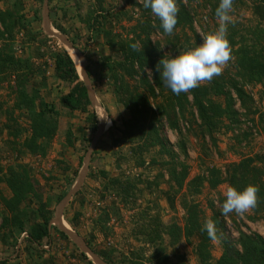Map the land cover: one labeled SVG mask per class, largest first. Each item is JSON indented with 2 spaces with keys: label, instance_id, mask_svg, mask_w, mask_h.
Here are the masks:
<instances>
[{
  "label": "trees",
  "instance_id": "trees-1",
  "mask_svg": "<svg viewBox=\"0 0 264 264\" xmlns=\"http://www.w3.org/2000/svg\"><path fill=\"white\" fill-rule=\"evenodd\" d=\"M36 1L41 4L44 2V0ZM54 1L49 0L50 20L53 27L67 36L74 47L84 55V51L80 48V36L71 37L68 30L56 18V13L51 7ZM59 1L77 3L79 0ZM121 1L125 2L124 5L128 9L113 11L106 8V0H94L95 9L89 11L82 19L87 28L88 43H99L103 40L102 47L107 46L111 52L109 56L102 57L97 63L89 58L87 71L93 83L106 80L118 105L127 114V118H121L120 137L114 139L112 143L113 147L118 149L115 152L117 159L125 161L126 153L122 149L129 146V159L135 168H146L149 165H160L164 168L169 177L167 182L170 184L168 200L174 206L176 198L182 196L181 203L186 213L184 223L180 225L175 222L165 224L157 204L156 207L139 211L135 215V237L144 246L154 248L155 251L149 259L150 264H185V258L175 253L177 256L175 262L167 252L169 248L175 252L176 247L182 241H186L193 247L198 264H264L263 236L245 232H240L238 239L227 236L223 220L226 215L220 210L213 214L212 222L216 227V236L214 239L210 238L207 232L202 231L205 224L203 222L204 212L194 199L202 194L205 187L217 190L219 186L228 184L229 187L243 190L248 185H255L259 188L258 202L257 206L251 209L252 215L249 219L253 222L264 220V168L258 166V161H264V155L257 158H242L239 163L228 165L227 177H223L221 169L212 167L208 168L206 173L188 181L190 167L186 163L188 159L187 139L180 132V123L189 122L194 126L197 124L195 120L197 115L200 124H197V130L193 131L194 136L202 139L209 137L212 146L216 148L217 141L214 136L220 131L224 120L229 122V126H233L239 124L242 115L246 118L257 115L258 110L253 107L254 97L245 92L244 86L249 84L256 87L264 86V0H252L250 9L255 19V27L243 29L239 27V24L228 25L227 40L230 45V59H234L235 76L231 77L229 71H226L225 74L214 76L212 80L206 81L205 85L180 95L173 94L156 72V65L165 54L161 44H153L151 37L156 31L167 36L166 44L176 54H180L182 50H189V40L186 39L182 45L179 36L175 35L174 40L171 41L172 34L163 33L157 18V26H153L151 17L154 16L150 9L143 7V0ZM187 1L192 3L196 0ZM203 1L210 7V15L214 18L220 0ZM239 3L247 5L244 0H233V8ZM176 4L179 9L178 23L173 34L178 29L184 31L189 28L195 35L196 46H198L201 38L193 27L194 20L189 7L184 4L183 0H176ZM18 5L16 3V6ZM136 9L140 11L141 17L137 20V24L123 28L124 32L121 34H115L113 25L133 22ZM61 10L64 11L62 8ZM67 16L66 11L63 19ZM33 21L42 22V15L39 11H35L32 21L27 20L18 11H0V81L4 82L8 78H14L16 81L12 87L15 95L14 106L5 111L8 121L4 128L0 129V133L6 131L10 141L9 148L17 154L24 157L46 158L58 134L59 119L62 113L55 105L47 103L37 88L28 89L31 78L38 74L39 69L35 68L30 58L17 59L14 50L16 35ZM29 40V43L35 42L36 36L30 35ZM45 40L39 43L45 45ZM132 45L136 46L135 49ZM52 58L54 78L71 87L68 93L61 96L60 108L66 110L65 114L68 118H72L76 113L86 114L90 122L89 128L96 132L98 130L97 117L89 112L92 103L73 59L65 49L54 53ZM233 93L237 99L233 98ZM189 97L192 98V102ZM216 98H224V103L217 101ZM237 102L240 103L243 114L235 109ZM2 104L0 103V109L4 106ZM16 111H20L19 117L28 119V127H23L18 123L17 118L14 117ZM263 120L264 114H261L260 122L263 123ZM165 122L171 130L181 135L178 143L180 153L176 152L164 137ZM226 128L230 129V127ZM66 138L68 145L73 147L74 136L70 126L66 130ZM83 141L87 147L91 143L90 139ZM149 155H151V160L147 166L146 160ZM181 156L184 158L182 162L180 161ZM28 166L16 164L5 168L0 163V184H5L11 192L10 198L2 197L1 200L4 210L0 213V237L3 242L8 243L12 239L15 243L18 237L27 234L28 238L24 242L42 254L34 264H48L51 259H43V256L44 254L49 255V252L43 247L45 241H51L52 231H57L63 239L69 240L64 233L51 226L55 215V209L52 208L53 201L58 205L67 193L60 195L56 200L52 197L45 199L40 183L30 173V166ZM166 174L161 171L154 183H148L150 190L152 186L157 189L160 181H164ZM99 175L107 181L104 190H110L111 194L116 195L119 203L126 210L135 211L137 209L139 195L142 191L139 189L141 180L109 177L106 171H100ZM184 189L186 194H183ZM221 201L223 203L224 199ZM116 210V214L120 217V209L116 207ZM105 217L100 220L102 229H105L104 223L109 220L107 215ZM165 238L168 243L165 242ZM195 240H197L196 243ZM214 241L219 242L222 247V255L217 260H214L212 256ZM86 243L89 247L92 246V243L87 240ZM96 253L106 263L118 264L113 260L111 251ZM82 257L88 260L84 254ZM136 258L133 259L134 261H128L122 257L119 264H143L142 255ZM87 262L92 264L89 260ZM0 264H7V261H1Z\"/></svg>",
  "mask_w": 264,
  "mask_h": 264
},
{
  "label": "rangeland",
  "instance_id": "rangeland-1",
  "mask_svg": "<svg viewBox=\"0 0 264 264\" xmlns=\"http://www.w3.org/2000/svg\"><path fill=\"white\" fill-rule=\"evenodd\" d=\"M106 1L105 6L107 9L113 11H118L122 8L128 9V7L124 5L125 2L123 3L121 0ZM244 1L247 5H240L239 3L229 13L230 22L228 25L239 24V27L243 29L256 26L252 10L250 9L253 1ZM44 2L41 4L36 0H0V11H18L20 15L25 16L29 21L34 19L35 11L41 13L42 22L33 21L27 28L22 29L16 35L14 45L15 57L23 60L30 58L35 68L37 70L39 69L37 71L38 74L31 78L28 89L31 90L32 87L37 88L40 91L41 97L47 103L53 104L57 109L61 110L62 116L59 119L60 128L46 158L32 156L24 157L17 154L9 148L10 141L6 131L0 133V163L5 168L16 164L29 165L30 173L33 174L41 185L44 198L52 197L53 200H56L57 197L64 193L68 195L73 186L77 183L79 174L83 169L84 160L98 130L94 132L89 128L90 122L87 120L86 114L76 113L72 118H68L65 114L66 110L60 108L59 100L61 96L68 93L71 87L54 78V60L52 55L59 50H66V47L57 38L50 37L44 31ZM139 2L141 3V1ZM183 2L189 7L192 13L194 20L193 27L196 34L201 38L202 43V37L212 34L217 30L218 20L216 17L213 18L210 15V7L206 5L203 0H196L192 3L183 0ZM16 3L19 5L16 6ZM51 7L54 10L53 12L56 13V18L60 21L62 26L68 30L71 37L76 35L80 36V48L85 53L84 56L87 59V67L89 65V58L94 63H97L100 62L102 57L109 56L111 52L108 47H102L103 40L99 43H88L87 41L88 32L82 19L89 11L95 9L94 0H79L77 3L74 1L65 3L64 1L55 0ZM113 7L116 8L113 9ZM61 8L64 9L63 12ZM48 9L50 13V5ZM66 11L68 16L66 19H63V14ZM135 13L133 22H123L121 25H113L115 34H121L124 32L123 28H129L137 24V20L141 19L140 11L136 9ZM151 23L153 26H157L155 16L151 17ZM52 28L56 30L53 25ZM56 31L62 34L58 30ZM28 33L36 36L35 42L29 43L30 35ZM175 35L179 36L182 45H184L187 39L189 40V49L196 47L197 41L194 37L195 35L189 28L184 31L178 29L175 34L170 36L171 41L174 40ZM166 37L167 36L156 31L152 35L151 41L153 44L160 43L164 54L175 55L176 53L173 52L172 48L170 46L168 47L166 44L168 41H165ZM43 39H47V41L45 40V45L39 43ZM181 52H183V50ZM226 71H229L231 77L235 76L234 59H229L223 66L221 74H225ZM148 72L150 73V71ZM80 79L82 81L81 76ZM90 80L95 92L96 105L92 106L89 112L96 115L98 129L99 126L102 125L103 133L94 149L83 186L79 192L70 199L64 210V222L82 239L91 242V249H94L96 252L111 251L113 253V260L118 264L122 257L128 261H134L133 259L136 257V259H138L140 255L143 256V258H141L143 264H150L149 259H151L155 250L152 247L144 246V244L135 237V215L139 211L156 207L157 204L160 208L162 221L165 224L175 222L183 225L186 215L181 203L183 198L182 196H178L174 206L173 203L169 202L168 194L170 191V184L167 182L169 180L166 174L167 171L160 165H149L151 155H149V158L146 160L147 166H149L141 169L135 168L132 161L129 159V146H125L122 149V151L126 153L125 161L117 159L118 157L115 156V152H117L118 149L117 147H113L112 143L114 139L120 137L119 129L122 124L121 118H127V114L122 107L118 105L117 99L106 80H99L94 83L91 78ZM15 82L14 78H8L4 80V82L0 81V103L4 104L3 108L0 109V129H3L5 123L8 121L5 111L14 106L15 95L13 94L12 87H14ZM205 83L206 81L201 82L199 86H203ZM244 90L247 94H251L254 97L255 103L253 107L258 110V113L250 118H246L242 115L239 124L233 126H229V122L224 120L225 122L221 126L220 131L214 136L217 141L216 148L212 146V141L209 137L202 139L201 137L194 136L193 131L197 130V124H200L197 115L195 117L197 124L194 126L189 122L180 123V132L187 139L188 159L186 163L190 167L188 181L198 175L206 173L207 169H211L212 167L221 169L223 177H227L228 165L237 164L242 158H257L264 155V120L263 123L260 122L261 114H264V86L256 87L249 84L244 86ZM189 98L192 102V98ZM233 98L237 99L234 93ZM216 100L224 103V98H216ZM235 109L241 114L244 113L239 102L236 103ZM19 114L20 111H16L14 115L18 123L23 127H28V119L26 117H19ZM69 126L74 136L73 147L69 146L66 141V130ZM226 127H230V129L228 130ZM164 129L163 134L165 139L169 141L176 152L180 153L178 143L181 135L179 132L171 130L166 122L164 123ZM245 135L246 137H244ZM89 139L91 143L87 147V144L83 140ZM159 161H161V159ZM180 161H184L183 156H181ZM258 166L264 168V161H258ZM67 168H69V170H67ZM100 171H106L109 177L141 180L139 189L142 191L140 194L141 196L139 195L137 209H135V211L126 210L124 206L119 203L116 195L111 194L110 190H104L107 181L100 177ZM161 171L166 174L164 181H160V186L157 189L155 186H152V190H150L151 188H149L150 186L148 183H154ZM76 173L77 175H75ZM228 187V184L219 186L217 190H211L205 187L202 194L194 198L204 212V223L206 221H212L214 212L217 213L222 209L223 203L221 200L225 199L224 192ZM151 191H153V193ZM183 194H186L185 189L183 190ZM2 197H11L10 190L3 183L0 184V213L4 210L1 201ZM188 199L190 200V198ZM55 203L56 202L53 201L52 208L55 209L56 214L57 207L60 203L58 205ZM116 207L120 209V217L116 214ZM32 208L34 210L36 209L34 206ZM61 212L62 208L60 214ZM106 215L109 220L107 223H104L105 229H107V231H104L105 229L101 228L100 220ZM251 215L250 209L243 215L230 213L224 216L225 231L228 229L231 233V235H227L226 232V235L232 239H238L240 232H245L248 234L257 233L264 237V220L253 222L249 219ZM52 232L51 241H45L43 247L45 251L49 252V255L44 254L43 256V259H51L48 264H88L87 261L89 259L87 258L88 260L86 261L82 257L81 250L70 239H63L55 230ZM22 235H24L23 239L21 238ZM22 235L15 240V243L12 242V239L8 243L3 242L0 237V262L7 261V264H34L38 261V258L42 256V254L37 249H33L29 244L24 242V240L28 238L27 234ZM165 239V242L168 243L167 238ZM196 242L197 240H195V243ZM167 252L173 261L176 260L177 256L175 253H177L179 256L185 258V264H198L193 247L186 241H182L176 247L175 252L172 248H169ZM221 255L222 247L219 242L214 241L212 250L213 259L217 260Z\"/></svg>",
  "mask_w": 264,
  "mask_h": 264
},
{
  "label": "clouds",
  "instance_id": "clouds-1",
  "mask_svg": "<svg viewBox=\"0 0 264 264\" xmlns=\"http://www.w3.org/2000/svg\"><path fill=\"white\" fill-rule=\"evenodd\" d=\"M143 7L150 9L165 35L173 34L178 23L179 9L176 0H143ZM233 10V0H220L215 11L218 28L212 33L202 37V43L180 54H165L156 65L164 85L175 95L187 93L200 85L201 82L210 81L214 76L222 73L223 66L230 59V45L227 40L229 13ZM135 49V45H132ZM259 188L248 185L243 190L228 187L224 192L222 214L235 213L243 215L257 206ZM202 231L207 232L210 238H215L216 227L214 222L206 221Z\"/></svg>",
  "mask_w": 264,
  "mask_h": 264
},
{
  "label": "water",
  "instance_id": "water-1",
  "mask_svg": "<svg viewBox=\"0 0 264 264\" xmlns=\"http://www.w3.org/2000/svg\"><path fill=\"white\" fill-rule=\"evenodd\" d=\"M49 0H45L44 2V16H43V20H44V31L46 32L47 35H49L50 37H55L57 38L63 45H65L66 49H72L75 51L76 56L81 60L82 63V73L80 74V76L82 77V81L84 82L85 86L87 87L88 90V94H89V98L91 100V103L93 106L96 105V102L93 101L92 95L94 93V89L92 87V83L91 80L89 78V74L87 72V59L85 58V56L77 49L74 47V45L72 44V42L67 38V36L63 35V34H57L54 33V29L52 28L51 25V21H50V13H49ZM103 131V126L100 125L99 129H98V133L90 147V149L88 150V153L86 155V158L84 160V165H83V169L79 174L77 183L78 186L75 189V187H73L70 191V193L62 200V202L59 204V206L57 207L56 210V214H55V218L54 220L58 219V222H56L57 224H54L62 233H64L80 250L81 252L93 263V264H108L105 261H103L98 254H96L95 251H93L88 244L85 242L84 239H82L80 236H78L74 231H72L71 228L66 229L65 227H62V223L59 222V218L61 217V219H63V213L64 210L67 206V204L69 203L70 199L75 196L79 190L81 189V187L84 184V181L86 179L88 170H89V166H90V162L92 159V155L94 152V149L96 147L97 142L99 141L100 136L102 135ZM84 171V173H83ZM62 208V212L60 214V216H58V211L59 209ZM62 225V226H61Z\"/></svg>",
  "mask_w": 264,
  "mask_h": 264
},
{
  "label": "bare ground",
  "instance_id": "bare-ground-1",
  "mask_svg": "<svg viewBox=\"0 0 264 264\" xmlns=\"http://www.w3.org/2000/svg\"><path fill=\"white\" fill-rule=\"evenodd\" d=\"M53 31H54V33H57V34H58V32H57L56 30H53ZM66 51H67V53L69 54V56L73 59L75 65H76V68H77L78 74H79V76H80V74L82 73V63H81V60L76 56L74 50H72V49H66ZM92 98H93V101L96 102V98H95L94 93H93V95H92ZM83 173H84V171H83ZM77 186H78V183H76L73 187H75V189H76ZM60 211H61V208H60L59 211H58V216H60ZM53 222H54V224H57L56 222H58V219H57V220H56V219L53 220ZM59 222L62 223V225H63V226L61 225L62 227H65L66 229H69V228H70V227L64 222V220L61 219V217L59 218Z\"/></svg>",
  "mask_w": 264,
  "mask_h": 264
},
{
  "label": "crops",
  "instance_id": "crops-1",
  "mask_svg": "<svg viewBox=\"0 0 264 264\" xmlns=\"http://www.w3.org/2000/svg\"><path fill=\"white\" fill-rule=\"evenodd\" d=\"M94 93H95V92H94ZM92 106H93V105H92ZM63 220H64V216H63ZM51 226H54V227H56V226L53 224V221H52V223H51ZM56 228H57V227H56ZM57 229H58V228H57ZM59 231H60V230H59ZM60 232H61V231H60ZM23 237H24V235H22V237H21V238L23 239ZM22 239H21V240H22ZM85 242H86V241H85ZM82 254H83V253H82ZM96 254H97V253H96ZM98 256H99V255H98Z\"/></svg>",
  "mask_w": 264,
  "mask_h": 264
},
{
  "label": "built area",
  "instance_id": "built-area-1",
  "mask_svg": "<svg viewBox=\"0 0 264 264\" xmlns=\"http://www.w3.org/2000/svg\"><path fill=\"white\" fill-rule=\"evenodd\" d=\"M258 135V134H257ZM227 235H231L230 230L227 229Z\"/></svg>",
  "mask_w": 264,
  "mask_h": 264
}]
</instances>
